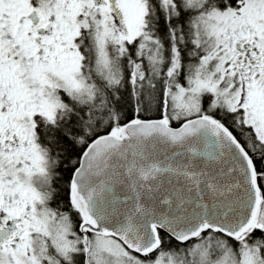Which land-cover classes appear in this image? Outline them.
I'll return each instance as SVG.
<instances>
[{"label":"snow or ice","instance_id":"1","mask_svg":"<svg viewBox=\"0 0 264 264\" xmlns=\"http://www.w3.org/2000/svg\"><path fill=\"white\" fill-rule=\"evenodd\" d=\"M0 264H264V0H0Z\"/></svg>","mask_w":264,"mask_h":264}]
</instances>
